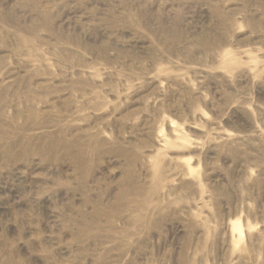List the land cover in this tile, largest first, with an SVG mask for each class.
<instances>
[{
    "label": "rangeland",
    "instance_id": "obj_1",
    "mask_svg": "<svg viewBox=\"0 0 264 264\" xmlns=\"http://www.w3.org/2000/svg\"><path fill=\"white\" fill-rule=\"evenodd\" d=\"M0 264H264V0H0Z\"/></svg>",
    "mask_w": 264,
    "mask_h": 264
}]
</instances>
